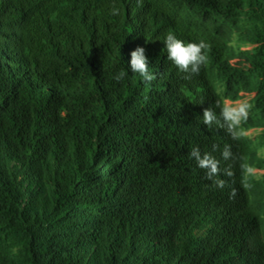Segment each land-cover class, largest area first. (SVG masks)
Returning <instances> with one entry per match:
<instances>
[{"label":"trees","instance_id":"16d2710c","mask_svg":"<svg viewBox=\"0 0 264 264\" xmlns=\"http://www.w3.org/2000/svg\"><path fill=\"white\" fill-rule=\"evenodd\" d=\"M169 31L209 45L191 79ZM247 99L264 147V0H0V264H264V157L221 114Z\"/></svg>","mask_w":264,"mask_h":264},{"label":"clouds","instance_id":"9594fccd","mask_svg":"<svg viewBox=\"0 0 264 264\" xmlns=\"http://www.w3.org/2000/svg\"><path fill=\"white\" fill-rule=\"evenodd\" d=\"M113 14H117L115 5H113ZM164 43L166 44L167 58L170 60L176 68L181 73H186L184 78L191 79L192 75H198L200 73L201 67L205 66L207 63L206 50L209 45L203 40L199 42L185 43L183 40L178 39L171 31H169L164 37ZM144 48L139 47L131 53L130 67L134 74H139L143 81L151 82L156 77L150 72L148 66V60L144 54ZM127 75L125 71H120L114 76V79L119 82ZM221 105V101H217V106ZM251 105L247 101H234L230 102L226 100L222 106V117L225 122L228 133L231 135L233 140H239L241 137L245 136L246 133L241 127L243 122H246L249 116ZM216 116L212 110L206 109L204 111V123L211 126L212 122L216 120ZM223 157L227 159L230 156L228 146L225 147L223 152ZM191 157H195L197 165L200 169H206V178L213 180L219 171V161L214 157L208 155L207 153L201 158L199 151L193 148ZM241 169L246 173H252L253 169L246 163L241 164ZM231 176L232 173L228 172ZM215 184L219 188L225 187V182L223 180L216 179ZM236 190L233 189L231 196L234 197Z\"/></svg>","mask_w":264,"mask_h":264},{"label":"rangeland","instance_id":"374dc122","mask_svg":"<svg viewBox=\"0 0 264 264\" xmlns=\"http://www.w3.org/2000/svg\"><path fill=\"white\" fill-rule=\"evenodd\" d=\"M245 101H250L249 99ZM246 135L249 137V139L252 140L254 148L257 150V153L264 157V147L262 146L260 137H261V130L255 129V130H248L246 131ZM256 178H260L262 176V173L258 170L253 169V172L251 173Z\"/></svg>","mask_w":264,"mask_h":264}]
</instances>
